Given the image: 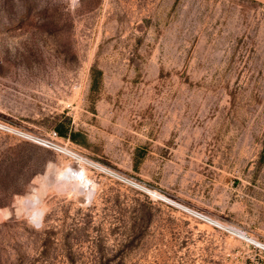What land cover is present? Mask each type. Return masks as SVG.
<instances>
[{
	"label": "rangeland",
	"instance_id": "obj_1",
	"mask_svg": "<svg viewBox=\"0 0 264 264\" xmlns=\"http://www.w3.org/2000/svg\"><path fill=\"white\" fill-rule=\"evenodd\" d=\"M0 125V264H264V0H0Z\"/></svg>",
	"mask_w": 264,
	"mask_h": 264
},
{
	"label": "built area",
	"instance_id": "obj_2",
	"mask_svg": "<svg viewBox=\"0 0 264 264\" xmlns=\"http://www.w3.org/2000/svg\"><path fill=\"white\" fill-rule=\"evenodd\" d=\"M4 129H6V127H4ZM56 133L53 132L52 133V137H50V139H32V142L38 144V145H41V146H44L46 148H49V149H53V150H56L57 152H60L62 154H64L65 156H67L70 161L76 165V167H81L86 165V164H83V163H80L79 162V155L74 152V151H71L65 147H61L60 145L56 144L53 142V139L56 137ZM183 212H185L187 215H189L190 217L192 218H195L197 220H200V221H204V222H209L208 219H206L205 217H203L202 215L194 212V211H191V210H188V209H182ZM255 247L261 249L262 251H264V244H260V243H256L255 244Z\"/></svg>",
	"mask_w": 264,
	"mask_h": 264
},
{
	"label": "bare ground",
	"instance_id": "obj_3",
	"mask_svg": "<svg viewBox=\"0 0 264 264\" xmlns=\"http://www.w3.org/2000/svg\"><path fill=\"white\" fill-rule=\"evenodd\" d=\"M0 126H2V125H0ZM9 130H10V128H8ZM29 138H31V139H37V138H34V137H29ZM79 159V162L80 163H83V164H86V165H88V166H91V165H89V164H87V162H85L83 159H82V157H79L78 158ZM82 166V165H81ZM84 167V166H83ZM91 167H93V166H91ZM60 171V174L62 175V178H64L65 179V183L66 184H69L71 181L72 182H74L75 184H76V182H77V179H73V176H72V174H73V172H71V168L69 167V166H65L63 169H60L59 170ZM71 180V181H70ZM64 183V182H63ZM134 184V183H133ZM78 185V184H77ZM79 189H81V188H83V186H79L78 187ZM84 188H85V186H84ZM150 194H152V195H154V196H159V197H161V198H164V197H162L159 193H157L156 191H152V190H148V189H146ZM244 237V236H243Z\"/></svg>",
	"mask_w": 264,
	"mask_h": 264
},
{
	"label": "trees",
	"instance_id": "obj_4",
	"mask_svg": "<svg viewBox=\"0 0 264 264\" xmlns=\"http://www.w3.org/2000/svg\"><path fill=\"white\" fill-rule=\"evenodd\" d=\"M57 131H58V134H59V135H61V136H66L65 133L63 132L61 126H58V127H57ZM68 137H69L70 139H72V135H68Z\"/></svg>",
	"mask_w": 264,
	"mask_h": 264
}]
</instances>
